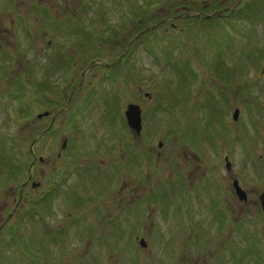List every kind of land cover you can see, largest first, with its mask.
Segmentation results:
<instances>
[{
	"label": "rangeland",
	"instance_id": "374dc122",
	"mask_svg": "<svg viewBox=\"0 0 264 264\" xmlns=\"http://www.w3.org/2000/svg\"><path fill=\"white\" fill-rule=\"evenodd\" d=\"M263 190L264 0H0V264H264Z\"/></svg>",
	"mask_w": 264,
	"mask_h": 264
},
{
	"label": "water",
	"instance_id": "95a60500",
	"mask_svg": "<svg viewBox=\"0 0 264 264\" xmlns=\"http://www.w3.org/2000/svg\"><path fill=\"white\" fill-rule=\"evenodd\" d=\"M220 14V13H219ZM149 96V95H148ZM239 114L240 112L237 110L234 113V120L237 121L239 118ZM44 116H49L48 113L44 114V115H40L39 118H43ZM126 118H127V122L129 127L138 135L141 134L142 132V110L140 108V106L136 105V104H131L128 106L127 112H126ZM67 141L65 142L64 147L66 146ZM162 146V144H161ZM227 169L230 170L231 169V164L228 163L227 164ZM36 185H34L35 187ZM234 189L236 191L237 196L239 197L240 201H246L247 200V194L246 192L240 187V184L238 181H235L233 183ZM260 202H261V207L264 213V191L260 196ZM141 246L142 247H146V243L144 241H141Z\"/></svg>",
	"mask_w": 264,
	"mask_h": 264
},
{
	"label": "flooded vegetation",
	"instance_id": "af4514ba",
	"mask_svg": "<svg viewBox=\"0 0 264 264\" xmlns=\"http://www.w3.org/2000/svg\"><path fill=\"white\" fill-rule=\"evenodd\" d=\"M163 147V146H162ZM196 179V178H195ZM195 179H192V181L193 180H195ZM30 182H31V179L29 178L28 180H27V182H25L24 184H23V186H22V188H21V190H20V197H21V200L22 199H24V190L26 189V187H29V185H30ZM119 195V194H118ZM120 195L122 196V198L124 197V195H122V192L120 193ZM121 198V199H122ZM114 200H116V199H114ZM117 201V200H116ZM249 201V194H248V200L245 202V203H247ZM14 202H16V201H14ZM19 202H21V201H19ZM7 203V207L6 208H8V206H10V203H9V201H7L6 202ZM108 208V207H107ZM109 209V208H108ZM10 217H13V216H11V214H10ZM4 229V227H2L1 228V231ZM144 249H147V248H144ZM182 261V260H181ZM184 264V263H183Z\"/></svg>",
	"mask_w": 264,
	"mask_h": 264
},
{
	"label": "trees",
	"instance_id": "16d2710c",
	"mask_svg": "<svg viewBox=\"0 0 264 264\" xmlns=\"http://www.w3.org/2000/svg\"><path fill=\"white\" fill-rule=\"evenodd\" d=\"M207 21V20H206Z\"/></svg>",
	"mask_w": 264,
	"mask_h": 264
}]
</instances>
